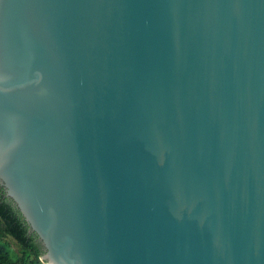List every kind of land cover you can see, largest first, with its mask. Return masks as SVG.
Returning a JSON list of instances; mask_svg holds the SVG:
<instances>
[{
    "label": "water",
    "instance_id": "1",
    "mask_svg": "<svg viewBox=\"0 0 264 264\" xmlns=\"http://www.w3.org/2000/svg\"><path fill=\"white\" fill-rule=\"evenodd\" d=\"M0 188L44 264H264V0H0Z\"/></svg>",
    "mask_w": 264,
    "mask_h": 264
},
{
    "label": "trees",
    "instance_id": "2",
    "mask_svg": "<svg viewBox=\"0 0 264 264\" xmlns=\"http://www.w3.org/2000/svg\"><path fill=\"white\" fill-rule=\"evenodd\" d=\"M7 236L16 243V250L5 240ZM41 254L36 235L28 231L27 224L0 188V264H44Z\"/></svg>",
    "mask_w": 264,
    "mask_h": 264
},
{
    "label": "rangeland",
    "instance_id": "3",
    "mask_svg": "<svg viewBox=\"0 0 264 264\" xmlns=\"http://www.w3.org/2000/svg\"><path fill=\"white\" fill-rule=\"evenodd\" d=\"M5 240H7L9 242V244H10V246H11V248L13 250H16L17 249V245H16V243L14 242V240L11 237L7 236L5 238Z\"/></svg>",
    "mask_w": 264,
    "mask_h": 264
}]
</instances>
